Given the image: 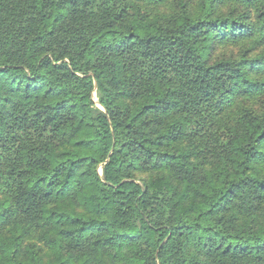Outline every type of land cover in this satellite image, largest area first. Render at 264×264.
<instances>
[{
  "label": "trees",
  "instance_id": "16d2710c",
  "mask_svg": "<svg viewBox=\"0 0 264 264\" xmlns=\"http://www.w3.org/2000/svg\"><path fill=\"white\" fill-rule=\"evenodd\" d=\"M0 264H264V0H0Z\"/></svg>",
  "mask_w": 264,
  "mask_h": 264
}]
</instances>
